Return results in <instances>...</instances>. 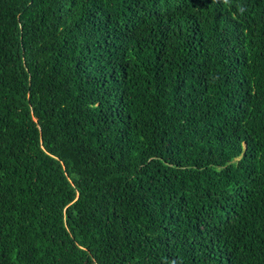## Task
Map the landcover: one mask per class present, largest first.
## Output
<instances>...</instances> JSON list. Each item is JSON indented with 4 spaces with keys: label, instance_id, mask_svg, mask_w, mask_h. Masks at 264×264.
<instances>
[{
    "label": "trees",
    "instance_id": "obj_1",
    "mask_svg": "<svg viewBox=\"0 0 264 264\" xmlns=\"http://www.w3.org/2000/svg\"><path fill=\"white\" fill-rule=\"evenodd\" d=\"M0 264H264V0H0Z\"/></svg>",
    "mask_w": 264,
    "mask_h": 264
}]
</instances>
